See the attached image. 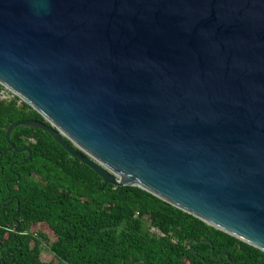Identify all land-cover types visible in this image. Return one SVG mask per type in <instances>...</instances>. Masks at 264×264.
I'll return each mask as SVG.
<instances>
[{
  "label": "water",
  "instance_id": "obj_1",
  "mask_svg": "<svg viewBox=\"0 0 264 264\" xmlns=\"http://www.w3.org/2000/svg\"><path fill=\"white\" fill-rule=\"evenodd\" d=\"M0 84L44 118L23 162L42 129L264 251V0H0Z\"/></svg>",
  "mask_w": 264,
  "mask_h": 264
},
{
  "label": "trees",
  "instance_id": "obj_2",
  "mask_svg": "<svg viewBox=\"0 0 264 264\" xmlns=\"http://www.w3.org/2000/svg\"><path fill=\"white\" fill-rule=\"evenodd\" d=\"M27 119L44 121L17 95L0 99V264H224L222 253L264 263L263 250L144 189L104 186L42 129L12 132L18 149L32 151L23 162L28 152L14 151L6 131Z\"/></svg>",
  "mask_w": 264,
  "mask_h": 264
},
{
  "label": "built area",
  "instance_id": "obj_3",
  "mask_svg": "<svg viewBox=\"0 0 264 264\" xmlns=\"http://www.w3.org/2000/svg\"><path fill=\"white\" fill-rule=\"evenodd\" d=\"M15 95L16 94L14 92H12L10 89H8L7 87L0 84V99L1 100H10V99L14 98ZM31 141H34V140L31 139ZM149 230H150V232L155 233L158 236H164L165 235L163 232H161L155 226H149Z\"/></svg>",
  "mask_w": 264,
  "mask_h": 264
}]
</instances>
